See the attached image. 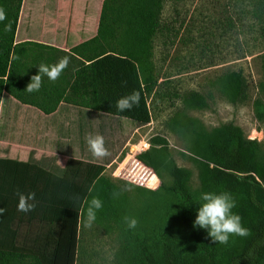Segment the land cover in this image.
Instances as JSON below:
<instances>
[{"label": "rangeland", "instance_id": "obj_1", "mask_svg": "<svg viewBox=\"0 0 264 264\" xmlns=\"http://www.w3.org/2000/svg\"><path fill=\"white\" fill-rule=\"evenodd\" d=\"M136 2L109 3L103 17L107 33L83 49L84 59L96 53L123 55L134 45L142 44L139 35H134L135 23H127L129 8L139 11ZM146 58L156 82L152 93L143 96L145 105L113 114L116 121L131 125L133 136L128 141L124 135L106 138L105 145L111 154L97 158L99 165L105 167L103 177L127 202L121 206L122 201L115 198L117 218L94 221L90 228L85 226L87 211L80 215L74 264H142L145 253L159 261L166 244L177 254L189 255L196 250V237L186 230L181 216L189 205L162 189L154 195L147 193L144 190H153L142 182L145 170H150L158 179L155 191L161 185L154 166L141 158L146 151L141 149L150 147L149 139L161 136L168 141L169 158L176 166L191 171L189 189L194 207L198 210L203 203L198 170L187 157L190 153L182 139L167 129L168 120L183 108V94L195 91L206 97L207 109L187 111L206 129L232 124L240 128L245 139L254 140L264 151V106L260 107L263 111L259 109L263 113L261 120L255 114V102L264 105V10L257 0H161L160 27L149 39ZM77 64L69 62L66 82L70 69ZM229 72H241L244 79L247 99L241 104L228 103L211 84ZM87 149L85 155L94 158ZM163 176L165 184H169L167 172ZM9 211L3 221L0 248L50 262L59 231L58 215L38 206L28 213L17 208ZM125 216L138 220L135 229H128ZM236 243L231 236L226 245L217 244L234 248Z\"/></svg>", "mask_w": 264, "mask_h": 264}, {"label": "trees", "instance_id": "obj_2", "mask_svg": "<svg viewBox=\"0 0 264 264\" xmlns=\"http://www.w3.org/2000/svg\"><path fill=\"white\" fill-rule=\"evenodd\" d=\"M22 0H0V8L6 12L7 19L0 22V102L2 93L7 92L18 101L39 108L44 114L53 113L63 95L55 91L56 97L50 104L52 92H47L41 102L30 101L14 91L16 86V47L13 45L17 18ZM105 0L95 38L82 44L75 51L94 45L107 33L103 24L104 12L110 2ZM139 11L129 8L127 23H135L134 35H139L142 44L135 45L123 55L133 62L138 70L143 86V93L149 96L155 82L152 71L147 63V45L160 27L161 0H136ZM264 10V0H257ZM259 10V8L257 7ZM11 25L6 31L5 25ZM106 53H96L86 58L92 61ZM69 81L66 83V86ZM217 87L228 103L241 104L247 99L246 85L241 72H229L211 82ZM126 91H124L125 93ZM128 94L131 92L127 91ZM45 97V98H44ZM182 110L174 113L167 122V129L182 139L186 145L187 156L198 170L200 190L203 193H229L234 198L236 207L232 210L242 218V224L248 229L246 237L234 236V248L211 242L207 231L193 227L197 209L189 189L191 171L176 166L169 158L168 141L161 136L149 139L150 147L141 158L143 162L154 166L161 185L157 191L144 190L156 194L164 190L165 194L179 196L189 207L182 213L186 230L196 237L198 245L189 255L177 254L171 245H163L159 261L143 254L142 264H264V151L259 149L254 140L244 138L239 127L232 124L206 129L203 123L190 117L187 111H201L209 107L204 95L191 91L181 96ZM141 104V103H140ZM262 102H255L256 117L261 120L263 113L259 112ZM262 109H260L261 111ZM263 111V110H262ZM130 155L127 160H129ZM133 159V158H132ZM212 165V166H211ZM140 166V165H139ZM105 167L99 164L70 159L67 161L61 175H56L36 164L12 159H0V235L4 232V217L10 209L17 208L16 193H35V205L54 211L60 225L53 256L50 262L44 263L39 257L27 256L16 251L0 248V264H74L76 257L77 230L80 215L87 211L90 201L99 198L103 206L97 211L95 222L115 220L118 216L115 198L127 202L117 195L115 187L105 177ZM143 184L156 187L158 179L150 170H145ZM167 172L170 183L165 184L163 172ZM141 173V172H140ZM118 203V202H117Z\"/></svg>", "mask_w": 264, "mask_h": 264}, {"label": "crops", "instance_id": "obj_3", "mask_svg": "<svg viewBox=\"0 0 264 264\" xmlns=\"http://www.w3.org/2000/svg\"><path fill=\"white\" fill-rule=\"evenodd\" d=\"M104 1H21L13 42L17 51L13 90L20 91L25 103L41 102L45 93L52 92V104L55 91L65 88V94L53 113L44 114L3 92L0 159L29 161L61 175L70 159L100 164L97 158H88L84 153L89 135H102L105 144L106 138L124 135L128 141L133 136L131 125L122 122L123 126L113 114L118 112L116 102L134 91L140 93L139 104L145 103L136 65L111 53L87 61L82 49L75 51L97 36ZM66 56L72 64L79 63L70 69L67 86L65 69L55 82L43 76L38 92L26 91L41 64L51 66Z\"/></svg>", "mask_w": 264, "mask_h": 264}, {"label": "clouds", "instance_id": "obj_4", "mask_svg": "<svg viewBox=\"0 0 264 264\" xmlns=\"http://www.w3.org/2000/svg\"><path fill=\"white\" fill-rule=\"evenodd\" d=\"M7 19L6 12L0 8V22ZM11 29V25H5V30ZM69 58L63 57L54 65L41 64L38 69V74L31 77V82L27 85L26 91L29 93L38 92L42 86L43 76H46L50 82H55L60 78L64 70L69 64ZM43 74V75H42ZM140 93L132 92L130 95L120 98L116 102L118 112L130 111L133 106H138L140 102ZM86 143L92 156L95 158H104L111 153L105 145V140L102 135H89L86 137ZM155 191L154 186H149ZM18 196L17 211L28 213L33 211L36 207L35 193L27 195L23 193H16ZM203 203L199 206L193 227H198L207 231V235L214 244L226 245L231 236L246 237L248 229L242 224V218L235 214L232 210L236 207L235 200L232 196L225 192L221 194L203 193L201 195ZM103 206L99 198H93L87 208L86 227H91L96 219V213ZM5 210L0 208V215ZM128 229H135L138 225V220L132 217H124Z\"/></svg>", "mask_w": 264, "mask_h": 264}]
</instances>
